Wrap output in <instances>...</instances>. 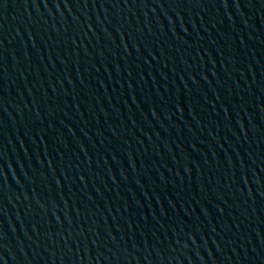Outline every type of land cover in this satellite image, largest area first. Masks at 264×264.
<instances>
[{
    "label": "water",
    "instance_id": "95a60500",
    "mask_svg": "<svg viewBox=\"0 0 264 264\" xmlns=\"http://www.w3.org/2000/svg\"><path fill=\"white\" fill-rule=\"evenodd\" d=\"M0 264H264V0H0Z\"/></svg>",
    "mask_w": 264,
    "mask_h": 264
}]
</instances>
